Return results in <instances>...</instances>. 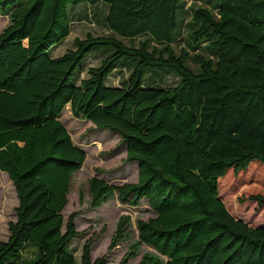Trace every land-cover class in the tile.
<instances>
[{
  "label": "trees",
  "instance_id": "1",
  "mask_svg": "<svg viewBox=\"0 0 264 264\" xmlns=\"http://www.w3.org/2000/svg\"><path fill=\"white\" fill-rule=\"evenodd\" d=\"M103 1L112 33L89 31L55 55L72 24L98 15ZM0 13L9 16L0 33V169L19 198L0 264H109L93 258L90 239L81 258L72 248L80 231L64 209L87 153L61 120L68 104L120 135L127 160L139 162L137 182L89 179L94 207L118 193L154 210L138 220L127 260L147 243L156 252L138 264H264V225L235 215L223 191L230 171L264 165V0L213 8L200 0H0ZM98 45L108 49L92 50ZM94 52L100 63L85 67ZM160 67L174 72L157 84L150 78ZM121 68L129 75L111 83ZM168 74L178 78L172 86L163 84ZM248 198L264 205L263 193ZM130 224L120 217L111 247L130 237Z\"/></svg>",
  "mask_w": 264,
  "mask_h": 264
},
{
  "label": "rangeland",
  "instance_id": "2",
  "mask_svg": "<svg viewBox=\"0 0 264 264\" xmlns=\"http://www.w3.org/2000/svg\"><path fill=\"white\" fill-rule=\"evenodd\" d=\"M200 1L211 8L219 4V0ZM89 3L91 2L84 1L82 4L89 5ZM96 6L98 15L89 16V12H87L83 14L84 20L73 22V30L65 40L54 48L53 53L56 55L64 53L67 48L74 46L76 37H85L89 31L95 34L112 33L105 20L108 3L98 2ZM179 16L181 20H184L182 12ZM8 22L9 16L0 13V33ZM185 27H187V34L189 26L185 25ZM125 40L129 41L128 38ZM179 45H183V42L179 41L177 46ZM102 48L108 49V47L98 45L92 50ZM88 54L84 59V62L87 60L85 67L99 64L103 57V54L99 52H94L89 57ZM166 70L174 72L169 67L156 68L150 80L160 84L163 79L162 73ZM129 73V68L117 69L111 74L109 81L115 84L121 83ZM83 75H87V73ZM74 80V77L71 78L72 82ZM177 80L176 76L168 74L163 84L172 86ZM145 82L147 83L146 78ZM61 120L68 127L74 142L87 153L83 165L73 174L68 202L64 209L65 220L71 214H76L75 222L80 231V234L72 241V248L76 256L81 258L83 245L90 239L93 242V258L102 255L107 257L109 264H122L125 260V264H138L146 252H156L153 246L142 243L138 254L127 260L131 244L140 238L138 220H147L154 215V210L146 199H142L138 205L123 203L119 199L118 193L100 206L94 207L91 204L89 179L92 176H99L113 183L137 182L139 162L127 160V142L120 135L107 128H98L87 118L74 116L69 104L63 110ZM223 191L225 201L235 215L245 218L252 225H264V205H259L256 201L248 198L252 193L264 194V165L255 163L244 172L233 173L230 171L223 181ZM18 204L19 198L12 179L6 171L0 169V240H6L9 237V222L16 219L15 208ZM122 215L131 216V235L119 240L111 247L112 237ZM27 252L31 251L27 250Z\"/></svg>",
  "mask_w": 264,
  "mask_h": 264
},
{
  "label": "crops",
  "instance_id": "3",
  "mask_svg": "<svg viewBox=\"0 0 264 264\" xmlns=\"http://www.w3.org/2000/svg\"><path fill=\"white\" fill-rule=\"evenodd\" d=\"M55 54V53H54ZM56 55V54H55Z\"/></svg>",
  "mask_w": 264,
  "mask_h": 264
}]
</instances>
